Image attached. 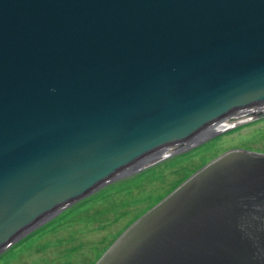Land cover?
I'll use <instances>...</instances> for the list:
<instances>
[{
  "label": "water",
  "instance_id": "water-1",
  "mask_svg": "<svg viewBox=\"0 0 264 264\" xmlns=\"http://www.w3.org/2000/svg\"><path fill=\"white\" fill-rule=\"evenodd\" d=\"M264 123V0H0V254L108 183ZM96 264H264V149L232 148Z\"/></svg>",
  "mask_w": 264,
  "mask_h": 264
},
{
  "label": "rangeland",
  "instance_id": "rangeland-1",
  "mask_svg": "<svg viewBox=\"0 0 264 264\" xmlns=\"http://www.w3.org/2000/svg\"><path fill=\"white\" fill-rule=\"evenodd\" d=\"M232 148L264 149V123L206 140L200 148L108 183L6 249L0 264H96L147 211Z\"/></svg>",
  "mask_w": 264,
  "mask_h": 264
},
{
  "label": "trees",
  "instance_id": "trees-1",
  "mask_svg": "<svg viewBox=\"0 0 264 264\" xmlns=\"http://www.w3.org/2000/svg\"><path fill=\"white\" fill-rule=\"evenodd\" d=\"M76 205H77V204H76ZM76 205H75V206H76ZM73 207H74V206H73ZM73 207H71L70 209L72 210ZM70 209H69V210H70ZM67 211H68V210H67ZM68 212H69V211H68Z\"/></svg>",
  "mask_w": 264,
  "mask_h": 264
},
{
  "label": "bare ground",
  "instance_id": "bare-ground-1",
  "mask_svg": "<svg viewBox=\"0 0 264 264\" xmlns=\"http://www.w3.org/2000/svg\"><path fill=\"white\" fill-rule=\"evenodd\" d=\"M66 210V209H65Z\"/></svg>",
  "mask_w": 264,
  "mask_h": 264
}]
</instances>
